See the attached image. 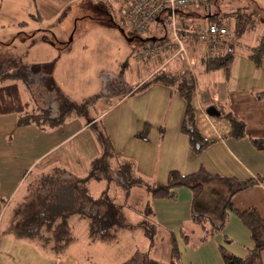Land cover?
Masks as SVG:
<instances>
[{"label": "crops", "instance_id": "0c3cea01", "mask_svg": "<svg viewBox=\"0 0 264 264\" xmlns=\"http://www.w3.org/2000/svg\"><path fill=\"white\" fill-rule=\"evenodd\" d=\"M153 26V32H160L158 22ZM260 26L262 27V23ZM262 29L264 27L261 31ZM253 36L258 39L259 35ZM245 49L244 53H238L237 50L228 78L222 70H210L201 61L205 48L194 54V66L191 70L195 78L196 121L202 134L214 140L200 153L193 151L189 137L181 130L186 103L180 93L161 83H154L136 91L165 63L167 58L164 55L147 62L148 72L143 80L137 88L126 91L123 97L118 95L126 88L119 91L115 89L121 86L122 78L114 75L110 79L114 97L100 100V110L98 109V115L92 122L85 123L81 119L84 124H62L66 127L61 132L68 133V128L71 132L61 138L60 142H56L57 139L53 141L60 128L54 132L50 131L54 127L20 125L18 114L15 127H9L3 116L13 113L0 115V234L5 218L11 217L15 209H23L24 206L21 205L25 202H21L29 189V183L33 181L31 179L35 180L38 175L49 173L57 167L78 176H86L89 171L86 161H70L69 155L78 149L86 158H96L101 153L97 135L94 139L91 135H82L86 134V128L94 127L97 123L103 125L116 153L134 160L138 174L150 182L165 183L173 169L190 174L199 171L201 167L221 177L253 179L255 183L233 194L231 202L238 211L256 209L264 218V148L257 147L250 138L264 137V56L260 64H255L249 59L247 48ZM164 67L174 70L182 67V63L175 59ZM117 79L120 84L115 82ZM104 86L103 80L102 88L94 94L102 91ZM241 107L246 109L241 110ZM221 109L238 114L246 125L245 136L239 138L231 134V126L222 116ZM146 123H150V130L147 138H143L137 133L144 129ZM76 136L85 139H79L76 145L67 146ZM36 168L38 173L31 176ZM221 177L207 181L208 189L225 187L226 182ZM23 180H27L26 191L16 195ZM94 182L99 189L105 185L101 180H93L91 186ZM135 188L138 187L133 190ZM139 188L141 189L136 193H146V198L140 205L143 207L148 199L151 200V217L157 227L161 225L175 232L177 229L183 230L186 223L194 222L191 217L194 200L189 187L178 188L176 196L171 199H151L145 188ZM228 193L229 190L226 194ZM134 194L132 191L130 199ZM19 195L21 196L14 202ZM79 222L87 224L84 219L77 221ZM201 230L203 233L194 241L183 237L181 243V239L177 238L184 264H224L222 247L234 255L247 257L254 246L250 228L234 211L229 213L223 229L216 235L201 241L204 234L202 227ZM0 248V264H8V261L13 260L12 257L18 258L20 264H75L76 261L71 251L55 259L50 253L41 250L35 241L15 239L11 233L4 234ZM261 261L264 264V249L261 252Z\"/></svg>", "mask_w": 264, "mask_h": 264}, {"label": "trees", "instance_id": "16d2710c", "mask_svg": "<svg viewBox=\"0 0 264 264\" xmlns=\"http://www.w3.org/2000/svg\"><path fill=\"white\" fill-rule=\"evenodd\" d=\"M122 1L125 3L122 9V17L127 21L124 17V10L129 0ZM215 1L217 0H203L202 2L188 4L176 10V17L178 23L181 25L207 22L230 24L232 36L227 38L221 49L214 53L209 51L207 44L203 41L197 40L191 42L204 44L206 47L201 61L210 70H222L226 78H228L235 54L239 48H247L249 59L255 64L261 63L264 56V32L260 37L259 43L254 45L242 44V42L238 41L239 38L243 34L257 29L259 20L256 18L251 20V16L256 11L254 10L252 13H248L240 9H235V11L234 9H227L225 11L212 12L209 8L211 3ZM198 8H203L205 14L200 13ZM229 14H234V22H228ZM169 15V12L165 11L149 25L150 27L152 24L158 22L160 31L164 29V32L159 35L156 33L158 37L147 38L135 53V58L139 61L148 62L153 58L164 55L167 58V62L165 61L136 91L144 89L154 83H161L172 87L173 91L180 93L186 103L181 130L189 137L193 151L200 153L209 147L214 140L206 138L197 125L196 107L194 103L195 78L193 70L188 65V61L180 57V55L171 57L173 50L170 48L160 51L155 50L146 56L142 55L144 48H148L154 43L170 37L171 31L166 25ZM32 17L34 18V16ZM39 18H41L40 14ZM22 24H26V22L24 21ZM262 30L264 31V29ZM186 46L188 53L194 59L197 48L195 46L190 47L187 44ZM175 59H178L182 63V67H177L174 70H168L164 67L168 62ZM18 60L20 61L19 64ZM16 64L20 66V69L19 67L17 68ZM54 67L55 63L51 61L34 64L22 58L18 59L8 55L1 56L0 115L16 113L18 114V123L20 125L35 124L41 128H49L64 124L71 115L84 116L91 110L92 115L87 116V122L90 123L98 115L100 100L114 97V91L110 94L104 93L108 89V86L110 87V79L115 75L113 72L103 71L105 86L102 91L96 93L95 98L91 100L88 98L77 102L75 99H69L66 95L59 92L61 89L54 77ZM32 80L35 81L32 82ZM19 81H23L31 92H33L32 86L34 84H45L50 90H55L57 95L60 94L59 96H61L60 103L62 107L59 112L56 115H51L50 110L47 108H43L38 112L35 108L30 109L33 105L30 99H24ZM131 88L133 87L127 86L125 91H122L118 96L123 97L125 92L131 90ZM33 96L35 97V95ZM96 109L97 112L95 111ZM221 114L229 122L232 135L239 138L246 135V125L237 113L221 109ZM96 125L94 127L97 130L96 133L101 146V153L93 159L92 168L88 175L78 176L65 171V169H62L65 172V174H61L62 177H59L55 173L46 175L44 183L46 186L48 183L50 184L48 185L49 191L42 193L39 201L28 202L26 206V209L29 208L31 210L40 207V211L31 217L26 210L22 208L16 209L17 215H21L20 219L23 222L18 225L14 224L13 229L18 237L40 242L39 247L41 250L55 255L58 254V259L62 253L68 250L73 242L78 240L77 235L68 223V219L73 214L77 215L78 219L86 220L90 242L114 241L118 239L119 230L122 226H126L127 228L133 227L130 224L132 220H130L127 208L136 210L138 213L146 215V217H151V214H153L150 199L139 209H135L130 204L129 200L134 187L145 188L150 194L151 199H171L176 196L178 188L186 186L191 189L193 194L192 220L199 224L204 231L200 240H207L209 237L219 233L223 229L229 213L234 211L250 228L254 246L247 257L234 255L222 247L224 264H263L261 261V252L264 249V218L256 209L238 211L233 207L231 202L233 194L255 183L253 179L238 180L233 177H221L201 167L199 171L190 174H183L179 170L173 169L169 172L168 179L165 183L150 182L138 174L134 160L122 157L116 153L103 125L99 123ZM149 130L150 123H146L144 129L137 133V135L147 138ZM250 138L257 147L264 148V137ZM219 177L225 180V187H213L209 190L210 194H207L206 197L203 196L202 192L205 182ZM93 180H101L105 183L106 187L104 190L102 189L100 194L94 195L91 192L90 187ZM228 190L229 193L227 195ZM31 203H34V205ZM57 219L61 220L57 221ZM33 221H37L36 226H33ZM56 222L58 223L56 224ZM151 223L149 225L152 228L149 229L145 220L142 219V221H139L140 226L142 225L144 227L146 225L144 227L145 232L151 231L150 234L152 235L150 236L154 238L157 228L153 220H151ZM61 225H69V228L64 231L59 230ZM181 232L183 237L189 240L190 236L183 230ZM168 235L170 245L169 263L159 261L153 256H150L149 252H137L139 254L136 253L122 264H184L175 232L169 230Z\"/></svg>", "mask_w": 264, "mask_h": 264}, {"label": "rangeland", "instance_id": "374dc122", "mask_svg": "<svg viewBox=\"0 0 264 264\" xmlns=\"http://www.w3.org/2000/svg\"><path fill=\"white\" fill-rule=\"evenodd\" d=\"M124 6L125 3L122 0H0V57L8 55L18 59L22 58L34 64L43 61L55 63V73H53L62 91L59 92L66 95L69 99H75L77 102L88 98L90 100L95 98L96 95L94 93L102 88L104 80L103 71L107 70L112 71L116 77L122 78L123 82L121 81V86L115 88L116 90H122L126 86L138 87V84H140L148 72V66L147 62L136 60V50L142 46L143 41L150 37H158L159 34L164 32V29L160 32L156 31L158 35H154V26L152 24L144 32L134 31L130 24L122 17ZM227 9H234V11L235 9H240L248 13L256 11L251 16V20L253 18L259 20L257 29L243 34L238 41L242 42V44L259 43L260 37L264 32L261 31V28L264 27V0H217L211 3L209 8L212 12H220ZM198 10L200 13L205 14L203 8H198ZM39 14L41 18H39ZM228 18V22H234V14H229ZM24 21L26 24H22ZM260 23H262V27ZM257 34L259 35L258 39L253 36H257ZM191 42L186 41V44L190 47L195 46L197 48L195 53H199L202 48L206 47L200 42ZM245 51L246 49L243 48L238 50V53H244ZM18 64L16 66L20 69ZM34 81L32 80V82ZM115 82L120 84L119 79ZM123 84L126 86H122ZM19 85L24 99L31 100L30 102L33 106L30 109L35 108L38 112L43 108H47L50 110L51 115H56L61 109L60 94L57 95L55 90H50L45 84H34L32 86L33 92L30 91L23 81H19ZM113 91V87L108 86V89L104 93L110 94ZM242 109L245 110L246 107H241ZM88 115H92L91 110L84 116L70 117L66 122L74 126L78 124L77 122L83 123L84 121L88 123ZM3 119L7 126L15 127L17 114L13 113L3 116ZM65 127V125H59L50 130L57 132L58 128H60V132L56 134V138L53 141L57 139L56 142H60L61 138L69 135L71 132L70 128L66 129L68 133L61 132ZM96 131L95 127L89 126V129L86 128V134L82 135H91L92 139H94L95 135H97ZM79 139L84 140L85 138L76 136L73 140H70L67 146L71 144L76 145ZM49 141L51 140L49 139ZM92 143L93 140H91ZM85 158L86 156H82L79 149L69 155L70 161H86L90 171L95 157ZM38 168L32 171L31 176H35L38 173ZM50 171L49 173L46 172L38 175L35 180L31 179L33 181L29 183L27 191V180H23L20 184L19 192L16 195L26 191L21 204L25 203L21 206H24L23 209L31 217L40 211V207L31 210L29 208L26 209V206L31 200L39 201L42 193L49 191L48 185L50 184H47V188L44 183L46 175L55 173L59 177H62L61 174H65L59 167H57V170ZM105 187L106 185H103V190ZM102 188L99 189L95 182L90 187L94 195L100 194ZM139 189L141 188H135L133 194ZM209 190L208 182H206L202 195L206 197L207 194H210ZM145 195V192L134 194L129 200L130 204L135 209H139L141 207L140 202L146 198ZM20 196H17L14 202ZM127 209L130 220H132L130 224L133 227L127 228L126 226H122L119 230L118 239L114 241L90 242L87 224L77 223V221L81 220H77V215L73 214L70 216L68 223L69 225H74L72 227L74 229L72 230L77 235L78 240L73 242L61 256L71 251L76 260L75 264H122L137 252H149L150 256L159 261L169 263L170 245L168 228L161 225L157 227L156 225V234L154 238H151V231L145 232L144 227L146 225L143 227L139 224V221L143 219L147 226H149V229H151L152 226L149 225V223L152 224L151 217H146V215H142L133 209ZM20 217L21 215H17L15 209L11 217L7 216L5 218L2 225V234H0V242L4 240V234L9 233L15 239H26L18 237L13 229L14 224L23 223ZM60 220L57 219V221ZM36 223L37 221H33V226H36ZM69 225H61L59 230H67ZM181 231L177 229L175 232L177 234L176 237L181 239L182 243L183 235ZM183 231L190 236V240L192 239V241L196 240V237L203 233L200 225L195 222L186 223ZM35 242L38 245L41 244L40 242ZM1 253L0 248V255ZM50 254L55 259L59 257L58 254ZM12 259L14 261H8V264H20L18 258L12 257Z\"/></svg>", "mask_w": 264, "mask_h": 264}, {"label": "built area", "instance_id": "2783aa9c", "mask_svg": "<svg viewBox=\"0 0 264 264\" xmlns=\"http://www.w3.org/2000/svg\"><path fill=\"white\" fill-rule=\"evenodd\" d=\"M203 0H129L124 10L125 19L135 30L144 31L163 12H169L166 25L171 34L169 38L154 43L148 48H144L142 55H148L155 50H173L171 57L180 55L188 61L189 67L194 66V59L188 53L185 41H203L207 44L210 52L214 53L221 49L224 41L232 36L229 23H202L186 24L178 23L176 10L188 4L202 2Z\"/></svg>", "mask_w": 264, "mask_h": 264}, {"label": "bare ground", "instance_id": "6f19581e", "mask_svg": "<svg viewBox=\"0 0 264 264\" xmlns=\"http://www.w3.org/2000/svg\"><path fill=\"white\" fill-rule=\"evenodd\" d=\"M131 27H132V25H131ZM132 29H134V28L132 27ZM134 31H136V32H142V31H138V30H135V29H134Z\"/></svg>", "mask_w": 264, "mask_h": 264}, {"label": "water", "instance_id": "95a60500", "mask_svg": "<svg viewBox=\"0 0 264 264\" xmlns=\"http://www.w3.org/2000/svg\"><path fill=\"white\" fill-rule=\"evenodd\" d=\"M209 112H211V113H212V112H213V110H212V111H211V110H209Z\"/></svg>", "mask_w": 264, "mask_h": 264}]
</instances>
